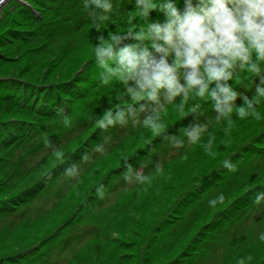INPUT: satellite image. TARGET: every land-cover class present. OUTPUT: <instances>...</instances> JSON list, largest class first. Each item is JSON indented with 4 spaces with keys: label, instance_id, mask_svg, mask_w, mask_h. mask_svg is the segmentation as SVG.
<instances>
[{
    "label": "rangeland",
    "instance_id": "1",
    "mask_svg": "<svg viewBox=\"0 0 264 264\" xmlns=\"http://www.w3.org/2000/svg\"><path fill=\"white\" fill-rule=\"evenodd\" d=\"M40 2L51 26L44 36L26 32L21 38L13 31L28 29L22 15L0 28V120L10 119L1 128L25 129L17 146L3 149L6 154L13 150L5 156L11 162H1L0 155V166L5 164L0 170V264H238L249 255L247 264H264V203L254 202L264 191V99L257 107L259 119L233 115L227 133L222 121H214L210 104L200 101L214 121V155L201 144L171 146L170 134H179L198 116L182 115L173 105L161 114L165 127L158 136L142 126L99 128L97 121L124 93L122 85L99 78L94 45L99 36L109 35L105 25L122 33L140 25L135 0H113L114 14L99 27L73 21L65 8L54 16L57 0ZM184 6L181 0V10ZM166 19L153 9L145 22ZM67 22L73 27L63 34ZM72 40L82 42L79 49L71 50ZM234 81L251 97L243 87L246 82L253 87L248 73L242 70ZM67 83L73 88L85 84L86 90L77 92L86 101H67L66 108L58 97H73ZM45 104L57 109L45 112ZM41 130L47 131L46 139L38 143ZM104 137L108 150L94 152ZM228 158L235 170L222 167ZM129 164L147 177L144 183L125 181ZM72 167L79 170L75 178L67 175ZM25 193L19 212L8 215L3 203ZM221 194L223 201L209 204Z\"/></svg>",
    "mask_w": 264,
    "mask_h": 264
},
{
    "label": "clouds",
    "instance_id": "2",
    "mask_svg": "<svg viewBox=\"0 0 264 264\" xmlns=\"http://www.w3.org/2000/svg\"><path fill=\"white\" fill-rule=\"evenodd\" d=\"M83 2L98 27L114 14L113 0ZM180 2L135 0L140 25L97 38L94 62L99 78L108 85H122L124 93H118L117 106L107 110L97 126L105 130L116 125L142 126L158 136L165 127L161 114L173 105L182 115L198 113V116L195 123L183 126L179 134H170L171 146L186 149L201 144L205 152L214 155L215 137L210 131L214 121H222L227 133L233 125V115L241 120L250 116L260 118L257 107L264 99V0H184L183 10ZM153 9L163 12L166 21L145 22ZM127 40L136 42L125 43ZM242 70L253 83L251 89L247 82L243 86L252 91L251 97L236 83H230ZM238 98L242 104H237ZM188 100L197 103L189 106ZM200 101L210 104L214 121L205 115ZM107 144L104 137L93 151L103 154L108 150ZM156 165L159 168V161ZM222 167L235 170L230 158L223 161ZM78 174L76 167L67 170L69 178ZM124 179L127 183H144L147 177L129 164ZM97 191L103 195L100 187ZM223 199L221 194L209 204L215 206ZM254 202L264 203V191L256 194ZM260 239L264 240V233ZM251 260L250 255L241 257L238 264Z\"/></svg>",
    "mask_w": 264,
    "mask_h": 264
},
{
    "label": "trees",
    "instance_id": "3",
    "mask_svg": "<svg viewBox=\"0 0 264 264\" xmlns=\"http://www.w3.org/2000/svg\"><path fill=\"white\" fill-rule=\"evenodd\" d=\"M40 1L36 2V0H20V1L19 0H11L0 11V28L4 24L6 25L8 23V20H11V18H13V17L16 18L19 15H22L23 16V20H24V24H23V20L22 19L20 20V22L22 23V26L28 27V29L24 30V31L18 30V29L17 30H13V31H17L18 32L17 34L21 35V38H23V34H25L26 32H29L30 34H32V33H37L38 34L39 33L40 37L42 35L44 36L45 34H44L43 31H45L47 28H50L51 26H47V24H49L50 20H47V17L44 15V12L46 11L45 10L46 8H45V6L43 8L41 7V4H40L41 2ZM57 1H58V4L57 5L55 4V8L54 9L56 11H55L54 16L57 15L58 12H60V9L65 8L64 13H66L68 15L71 14L72 17L74 18L73 21H78L79 20V22L80 21H86V22H89L91 24L92 23L97 24V22L95 21V19L93 18L92 14H91V10L90 9L85 8V6H84V8L81 10V8L84 5L83 0H57ZM116 1H117V3H119L121 0H116ZM44 3H45V5H47L46 2H44ZM2 19H3V21H2ZM67 24H65L66 25L65 28L62 29V33L63 34H67L68 33L69 30H65L66 28L69 29V27H73V26H70L71 22H67ZM110 28H111V26L105 25L104 30L107 32V34H109V32H111ZM73 35H77V33H74ZM33 36L36 37V34H34ZM28 39H30V38H28ZM21 40L22 39H20V41ZM71 42H74V43H72L73 45H71V47H70L71 50L79 49V47L82 45V42H78L76 44H75V41H73V40ZM72 52H74V51H72ZM68 84L69 83L66 84V86L68 87L66 89H70L71 96H72V92L74 93L73 97L72 98L71 97H66V96H60L61 98L58 97L59 100L61 99L62 104L65 105L66 108H69V105H68L67 101H71L72 100L75 104H81L82 102L86 101V98L84 97L85 94L80 95L83 92H77L78 90H82L83 88L86 90V85L85 84H81V85L78 84L76 88H73L74 85H68ZM73 89H75V90H73ZM44 106H48L47 109L45 110V112H49L48 111L49 109L53 110V111H55L57 109V108H54L52 105L50 106V105L45 104ZM29 119H30L29 121L32 122V118H29ZM8 121H10V119L0 120V129H1L0 130L1 131L0 132V144H1L0 145V147H1L0 148V155H2L1 162L5 163V164H7L8 162H11L10 158H7V160H6L5 156L6 155L11 156L10 153L13 154V150H10L11 152L6 154L5 152H3V149L7 148V150H8L9 149L8 148L9 145L12 144V143H14V145L17 146L22 141L23 136H24V130H25L23 128L19 129L20 127L18 125H16L15 128H12V127L9 128V130L7 129L8 126H6L4 129H2L1 126L3 124L7 123ZM17 121H19V119H17ZM25 121L27 122L28 119L25 120ZM22 124H24V121H23ZM34 124H36V123L34 122ZM6 130H8V131H6ZM46 134H47L46 130H44V132L42 131L39 134V136L37 138L38 143H42L44 141V139H46ZM14 139H17V140L13 141ZM11 147H14V146H11ZM8 160H10V161H8ZM5 164H2L0 166V170L1 171L4 168ZM7 170H8V168H7ZM11 176H13L11 173L10 174L7 173V177L8 178H10ZM260 186L264 187V184H262ZM27 195L28 194L25 193V194L19 196V198L16 201L13 200L14 197H13V195H11L12 197L7 202L3 203V204H5L4 205L5 207L3 208V210L6 211V212H11L12 213V214H8L7 213L8 215H13V213H15V212L18 213L19 212V208H18L19 202L24 200L25 197H27ZM16 196L18 197L17 194H16ZM9 201H11V203H8Z\"/></svg>",
    "mask_w": 264,
    "mask_h": 264
},
{
    "label": "water",
    "instance_id": "4",
    "mask_svg": "<svg viewBox=\"0 0 264 264\" xmlns=\"http://www.w3.org/2000/svg\"><path fill=\"white\" fill-rule=\"evenodd\" d=\"M10 0H0V10L6 5L8 4Z\"/></svg>",
    "mask_w": 264,
    "mask_h": 264
},
{
    "label": "bare ground",
    "instance_id": "5",
    "mask_svg": "<svg viewBox=\"0 0 264 264\" xmlns=\"http://www.w3.org/2000/svg\"><path fill=\"white\" fill-rule=\"evenodd\" d=\"M114 141H115V140L113 139L112 142L115 143L116 141H115V142H114Z\"/></svg>",
    "mask_w": 264,
    "mask_h": 264
}]
</instances>
